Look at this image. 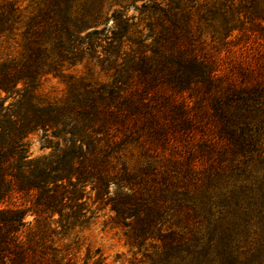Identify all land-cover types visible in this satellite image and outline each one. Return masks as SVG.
<instances>
[{
  "label": "trees",
  "instance_id": "16d2710c",
  "mask_svg": "<svg viewBox=\"0 0 264 264\" xmlns=\"http://www.w3.org/2000/svg\"><path fill=\"white\" fill-rule=\"evenodd\" d=\"M75 2L27 17L0 0V39L20 48L0 59V264H69L55 238L89 201L138 264H264V0H147L102 29ZM84 61L63 101L41 97ZM39 131L51 153L31 158Z\"/></svg>",
  "mask_w": 264,
  "mask_h": 264
},
{
  "label": "rangeland",
  "instance_id": "374dc122",
  "mask_svg": "<svg viewBox=\"0 0 264 264\" xmlns=\"http://www.w3.org/2000/svg\"><path fill=\"white\" fill-rule=\"evenodd\" d=\"M14 3L27 17L36 13L40 0H6ZM147 0H76L74 11L78 13L90 9H101V18L96 29L105 27L108 21V27L112 24L110 18L114 12L124 11L128 16H138L135 8L141 7ZM94 28L89 29L93 30ZM20 48L17 41L13 39H0V59L1 61L16 58L19 55ZM90 64L84 61L74 67H70L66 71V76L58 77L49 75L44 78L38 88V93L42 98L48 101H63L67 96L68 91V75L78 79L85 76L90 69ZM95 78L104 81L105 76L98 68L93 70ZM28 153L31 158H40L51 153L48 142L44 137V133L39 131L29 135L27 139ZM141 152L135 150L134 157L141 159ZM87 190H90L88 188ZM94 197V194L91 196ZM23 200L18 197L10 198L3 207L11 206L15 203L20 206ZM93 212V217L88 224L83 226H76L66 235L60 234L55 238L56 246L65 248L70 246V254H68L66 261L71 260L69 264H84L86 256L90 255L92 264L95 259L99 257L104 259V264H133L136 260L142 257V254L135 255L136 250L127 246L123 230L116 226L112 220L114 213L110 211L109 207L101 208L99 204L92 205V201L88 202ZM57 218V216H56ZM32 217H28L27 221H31ZM64 250V249H63ZM63 253H66L65 250Z\"/></svg>",
  "mask_w": 264,
  "mask_h": 264
}]
</instances>
